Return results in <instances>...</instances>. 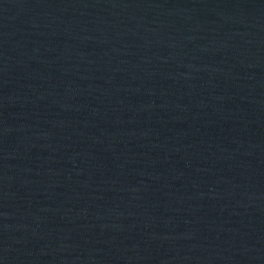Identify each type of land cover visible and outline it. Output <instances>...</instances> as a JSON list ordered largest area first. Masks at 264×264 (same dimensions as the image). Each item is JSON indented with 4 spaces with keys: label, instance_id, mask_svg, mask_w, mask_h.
Wrapping results in <instances>:
<instances>
[{
    "label": "water",
    "instance_id": "water-1",
    "mask_svg": "<svg viewBox=\"0 0 264 264\" xmlns=\"http://www.w3.org/2000/svg\"><path fill=\"white\" fill-rule=\"evenodd\" d=\"M0 264H264V0H0Z\"/></svg>",
    "mask_w": 264,
    "mask_h": 264
}]
</instances>
